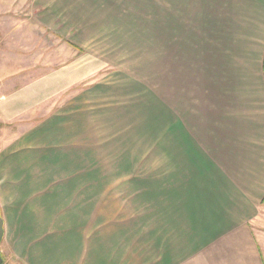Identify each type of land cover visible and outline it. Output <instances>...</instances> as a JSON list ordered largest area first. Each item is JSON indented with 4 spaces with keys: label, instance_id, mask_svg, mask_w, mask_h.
Here are the masks:
<instances>
[{
    "label": "crops",
    "instance_id": "crops-1",
    "mask_svg": "<svg viewBox=\"0 0 264 264\" xmlns=\"http://www.w3.org/2000/svg\"><path fill=\"white\" fill-rule=\"evenodd\" d=\"M16 1L29 45L40 29L44 63L64 65L0 100V124L19 100L73 96L74 63L86 79L129 64L128 79L166 81V163L145 178L142 251L147 215L78 211L94 199L78 204L72 143L41 154L32 133L0 139L2 264H264V0Z\"/></svg>",
    "mask_w": 264,
    "mask_h": 264
},
{
    "label": "rangeland",
    "instance_id": "rangeland-1",
    "mask_svg": "<svg viewBox=\"0 0 264 264\" xmlns=\"http://www.w3.org/2000/svg\"><path fill=\"white\" fill-rule=\"evenodd\" d=\"M8 8L6 14L10 13L9 17L16 21L9 19L13 24L5 20L0 23V100L6 101L15 97V92L27 83L64 65L44 63L41 46L44 40H51L47 33L37 29L29 45L28 29L30 27L33 37L36 25L33 20L23 21L27 13L23 12L21 2L12 0ZM15 28L20 30L16 32ZM10 35L14 36L12 41ZM31 44L36 45L35 48H31ZM64 49L63 46L62 61L68 60ZM57 50L46 48L52 53ZM85 66L73 64V70L84 67L77 70L79 77L73 81V96L63 93L48 99L40 97L34 104L31 99L19 100L23 107L11 113L14 121L0 124V139L32 133L36 142L42 140L36 144L43 148L35 150L41 154L64 151L67 147L57 146L72 143L73 187L78 190V204L94 199L88 207L78 211L86 215L90 210V214L96 216L97 205L109 202L99 209L103 212L99 215H147L142 223V251H148L145 247L149 246V241L144 234L148 232V207L152 200L145 178L151 168L158 169L166 163V81L128 79L122 68H128L129 64L117 65L118 69L106 65L99 74L86 79L82 78L86 76ZM66 81L63 88L68 86ZM44 103L45 108L38 107ZM101 189L109 190L103 202L96 200L98 194H104L99 192ZM161 198L153 194V201L161 202ZM89 205L94 207L89 208Z\"/></svg>",
    "mask_w": 264,
    "mask_h": 264
},
{
    "label": "water",
    "instance_id": "water-1",
    "mask_svg": "<svg viewBox=\"0 0 264 264\" xmlns=\"http://www.w3.org/2000/svg\"><path fill=\"white\" fill-rule=\"evenodd\" d=\"M2 238H3V222H2V219L0 218V242H1V240H2ZM2 258H1V256H0V264H2Z\"/></svg>",
    "mask_w": 264,
    "mask_h": 264
}]
</instances>
